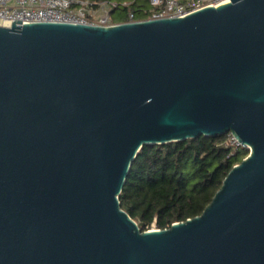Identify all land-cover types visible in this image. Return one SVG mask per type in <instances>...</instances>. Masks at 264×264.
I'll return each mask as SVG.
<instances>
[{
	"label": "water",
	"instance_id": "water-1",
	"mask_svg": "<svg viewBox=\"0 0 264 264\" xmlns=\"http://www.w3.org/2000/svg\"><path fill=\"white\" fill-rule=\"evenodd\" d=\"M0 19V264H264V0L110 25ZM249 150L200 215L142 231L145 145Z\"/></svg>",
	"mask_w": 264,
	"mask_h": 264
},
{
	"label": "trees",
	"instance_id": "trees-1",
	"mask_svg": "<svg viewBox=\"0 0 264 264\" xmlns=\"http://www.w3.org/2000/svg\"><path fill=\"white\" fill-rule=\"evenodd\" d=\"M89 1L96 6L111 3L116 23L127 21L129 12L145 18L150 9V0ZM228 133L150 144L140 150L119 199L142 231L153 224L168 228L203 212L231 168L249 153L228 144Z\"/></svg>",
	"mask_w": 264,
	"mask_h": 264
},
{
	"label": "built area",
	"instance_id": "built-area-1",
	"mask_svg": "<svg viewBox=\"0 0 264 264\" xmlns=\"http://www.w3.org/2000/svg\"><path fill=\"white\" fill-rule=\"evenodd\" d=\"M230 0H150V9L145 18H163L186 15L204 6H217ZM112 4L95 5L89 0H0V19L25 22L59 21L82 24L110 25L116 22L111 17ZM129 12L127 21L141 20ZM227 143L248 149L232 132ZM249 150V149H248Z\"/></svg>",
	"mask_w": 264,
	"mask_h": 264
},
{
	"label": "rangeland",
	"instance_id": "rangeland-1",
	"mask_svg": "<svg viewBox=\"0 0 264 264\" xmlns=\"http://www.w3.org/2000/svg\"><path fill=\"white\" fill-rule=\"evenodd\" d=\"M152 228H157V227H156V225H155V224H153V225L151 226V228H150V229H152Z\"/></svg>",
	"mask_w": 264,
	"mask_h": 264
}]
</instances>
